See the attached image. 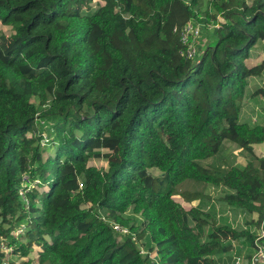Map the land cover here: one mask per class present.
Masks as SVG:
<instances>
[{
  "label": "trees",
  "instance_id": "16d2710c",
  "mask_svg": "<svg viewBox=\"0 0 264 264\" xmlns=\"http://www.w3.org/2000/svg\"><path fill=\"white\" fill-rule=\"evenodd\" d=\"M94 1L0 0L14 30L0 39V264H218L234 243L264 250L228 223L205 239L216 204L174 199L187 181L224 188L227 205L264 225V124L241 121L250 79L264 78V61L248 64L264 44V0H210L214 40L195 61L179 32L200 23V0ZM227 142L258 166L201 164ZM25 174L39 182L28 205Z\"/></svg>",
  "mask_w": 264,
  "mask_h": 264
},
{
  "label": "rangeland",
  "instance_id": "374dc122",
  "mask_svg": "<svg viewBox=\"0 0 264 264\" xmlns=\"http://www.w3.org/2000/svg\"><path fill=\"white\" fill-rule=\"evenodd\" d=\"M104 0H95L92 9H98V7L103 3ZM210 0H200L199 7L195 8V13L198 14L199 19L197 22H200L203 29V36L201 40L200 52L204 53L207 45L211 43L214 39H212V31L214 29L213 24H210L205 27L206 20V12L207 8L210 6ZM215 14V11H212V15ZM179 15L181 17L184 16V10ZM178 15V11H176L175 19L178 20L175 27H179L178 23H183V18ZM202 20V22L200 21ZM216 21H220L218 18ZM14 33L12 27L3 26L0 23V39L3 37H9ZM264 61V44H258L257 47L253 50L251 59L248 61V64L251 66L261 65ZM264 87V78H255L250 79L249 87L246 91L245 104L243 106V117L242 121H248L250 124H264V95H260L258 92L259 89ZM53 126V125H52ZM48 125H46V128ZM51 127V124H49ZM46 134V133H45ZM231 143V142H230ZM234 145V146H233ZM225 148L222 149L221 154L201 161V164L206 167H213L217 170H227L230 167L243 168L245 164L248 162L258 166L257 160L255 157L246 154L242 149L231 143L224 144ZM49 148L48 150H50ZM54 151L52 150L51 153ZM255 153L257 156H264V145H257L255 147ZM92 164L96 165L100 169L107 168V162L102 159H94ZM154 176H159L160 172L158 170H153ZM228 193L226 189L215 188L213 186L199 185L192 181H187L182 184L174 193V199L181 203L186 209H190L192 207L201 208L202 210L208 211L210 204L215 203L218 211L217 216H212L210 219V224L206 228V237L210 231L219 224L228 223L233 226L235 229L243 231L249 230L254 234L258 241L264 237V225H258L259 220L257 216L250 215L248 213H244L243 211L232 208L224 201L225 195ZM209 213V212H208ZM137 243V242H136ZM233 251L225 254L224 256L217 259L218 264H264V250L262 248L252 249L247 245H244L241 251L236 249L238 247L237 243H234ZM262 246L261 243H259ZM263 247V246H262ZM263 250V253L260 250ZM7 253V252H6ZM36 253V252H35ZM33 254V257H36V254ZM9 254V253H7ZM33 258V259H34ZM9 262H15L16 264H20V259H15L9 256Z\"/></svg>",
  "mask_w": 264,
  "mask_h": 264
},
{
  "label": "built area",
  "instance_id": "2783aa9c",
  "mask_svg": "<svg viewBox=\"0 0 264 264\" xmlns=\"http://www.w3.org/2000/svg\"><path fill=\"white\" fill-rule=\"evenodd\" d=\"M181 43L184 46V50L182 51V55L191 61H195L200 56L201 52L199 49L200 40L203 35L202 25L200 23H196L193 21L187 22L179 32ZM44 124V122H41ZM46 127V125H45ZM49 143V138L47 135H43L42 146H46ZM39 184L38 181H32L28 175H23L22 178V188L19 191L21 198L28 205L27 193L31 190V188L37 186ZM103 220L108 222L110 226L113 228L114 232H116L120 237H131L133 242H137L138 248L140 244V240L138 237L131 232V230L127 227H124L118 223L108 221L103 217ZM24 232V228L20 229L17 233ZM141 254L146 255L147 249L142 247L140 248ZM263 253V250H260Z\"/></svg>",
  "mask_w": 264,
  "mask_h": 264
},
{
  "label": "crops",
  "instance_id": "0c3cea01",
  "mask_svg": "<svg viewBox=\"0 0 264 264\" xmlns=\"http://www.w3.org/2000/svg\"><path fill=\"white\" fill-rule=\"evenodd\" d=\"M242 117H243V113L241 114V121H242ZM245 122V121H242ZM246 123H249L248 121H246ZM229 145L231 144L230 142H227ZM226 144V143H225ZM234 146V145H233Z\"/></svg>",
  "mask_w": 264,
  "mask_h": 264
}]
</instances>
